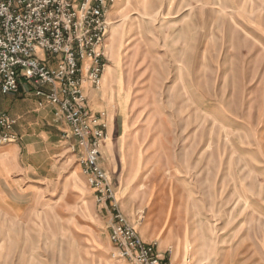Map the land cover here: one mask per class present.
Here are the masks:
<instances>
[{
	"label": "rangeland",
	"instance_id": "374dc122",
	"mask_svg": "<svg viewBox=\"0 0 264 264\" xmlns=\"http://www.w3.org/2000/svg\"><path fill=\"white\" fill-rule=\"evenodd\" d=\"M149 5L109 6L115 75L83 87L113 202L53 107L0 94L15 122L0 146V264H129L110 242L112 203L169 264H264V0Z\"/></svg>",
	"mask_w": 264,
	"mask_h": 264
},
{
	"label": "built area",
	"instance_id": "2783aa9c",
	"mask_svg": "<svg viewBox=\"0 0 264 264\" xmlns=\"http://www.w3.org/2000/svg\"><path fill=\"white\" fill-rule=\"evenodd\" d=\"M114 1L0 0V94L26 90L40 107L43 103L53 107L78 145L88 149L84 174L94 190L105 196L99 200L112 202L114 196L104 185L108 176L98 168L97 139L89 140L93 129L100 127L86 107L83 87L100 86L106 66L107 14ZM14 123L0 111V146L13 141ZM112 206L114 256L129 264H169L140 240L116 204Z\"/></svg>",
	"mask_w": 264,
	"mask_h": 264
},
{
	"label": "crops",
	"instance_id": "0c3cea01",
	"mask_svg": "<svg viewBox=\"0 0 264 264\" xmlns=\"http://www.w3.org/2000/svg\"><path fill=\"white\" fill-rule=\"evenodd\" d=\"M147 7H150V5H149V0H146V6L144 7V8H147ZM144 11H145V9H144ZM112 31V30H111ZM117 33H119V32H117ZM122 35L124 36V31L120 34V38L122 39H120V41H119V43H118V46H117V49H118V51L119 50H121V49H119L120 48V46H121V43H122V41H123V38H122ZM115 74L114 73H112V78L111 79H106L105 77H104V75H103V77H102V83H103V86L105 87L106 86V84L108 83V82H112V79L114 78L113 76H114ZM117 79V80H116ZM115 79V82H116V84L118 83V78H116ZM118 85V88H120L121 87V83L119 84H117ZM89 95H92L93 93H91V92H89L88 93ZM117 97V96H116ZM34 102V104H36V101H33ZM47 110V109H46ZM49 113H52L50 110H47ZM123 115L124 114H126V112L125 111H122L121 112ZM18 147L16 146V145H14V146H12V147H10L9 148V152H12V151H16V149H17ZM10 154V153H9ZM161 244H160V247L162 246V244H163V242H164V240H162L161 239ZM179 255H180V248L178 247V249L176 250V252L174 253V257H173V261H176L177 260V258L179 257Z\"/></svg>",
	"mask_w": 264,
	"mask_h": 264
},
{
	"label": "bare ground",
	"instance_id": "6f19581e",
	"mask_svg": "<svg viewBox=\"0 0 264 264\" xmlns=\"http://www.w3.org/2000/svg\"><path fill=\"white\" fill-rule=\"evenodd\" d=\"M107 70V71H106ZM105 72H106V74H105V78L106 79H111L112 78V72H113V70H112V68L111 67H106V69H105ZM104 72V73H105ZM122 73V72H121ZM121 75V74H120ZM121 81H122V79H121ZM121 83V82H120Z\"/></svg>",
	"mask_w": 264,
	"mask_h": 264
}]
</instances>
